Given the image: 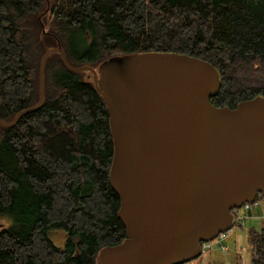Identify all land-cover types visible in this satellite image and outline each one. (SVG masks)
Listing matches in <instances>:
<instances>
[{
  "label": "trees",
  "instance_id": "1",
  "mask_svg": "<svg viewBox=\"0 0 264 264\" xmlns=\"http://www.w3.org/2000/svg\"><path fill=\"white\" fill-rule=\"evenodd\" d=\"M58 45L75 66L188 54L217 67L214 105L264 97V0H0V119L40 101L41 60ZM44 77V103L0 124V264H96L103 247L127 238L108 106L89 72L57 51ZM52 227L67 232L64 248ZM248 239L252 264H264V226Z\"/></svg>",
  "mask_w": 264,
  "mask_h": 264
},
{
  "label": "water",
  "instance_id": "2",
  "mask_svg": "<svg viewBox=\"0 0 264 264\" xmlns=\"http://www.w3.org/2000/svg\"><path fill=\"white\" fill-rule=\"evenodd\" d=\"M75 71H88L110 114L111 184L127 238L103 247L96 264H181L202 242L228 230L233 209L264 195V97L216 106L220 73L209 61L177 52H143L75 66L61 45L46 49Z\"/></svg>",
  "mask_w": 264,
  "mask_h": 264
},
{
  "label": "rangeland",
  "instance_id": "3",
  "mask_svg": "<svg viewBox=\"0 0 264 264\" xmlns=\"http://www.w3.org/2000/svg\"><path fill=\"white\" fill-rule=\"evenodd\" d=\"M262 212L259 211V214ZM264 226V217L250 218L243 227H237L228 238L227 252H222L215 246L203 252L199 257L186 264H252V247L249 243V232L252 228L260 230ZM48 236L59 247L64 248L68 234L63 228H49Z\"/></svg>",
  "mask_w": 264,
  "mask_h": 264
},
{
  "label": "built area",
  "instance_id": "4",
  "mask_svg": "<svg viewBox=\"0 0 264 264\" xmlns=\"http://www.w3.org/2000/svg\"><path fill=\"white\" fill-rule=\"evenodd\" d=\"M259 211L262 213L259 214ZM264 217V196L257 197L253 202H245L241 207L235 209L234 218L231 227L223 232H220L213 240L204 241L202 243V251H208L215 246L222 252L228 251L226 244L231 233L237 227H243L246 221L250 218Z\"/></svg>",
  "mask_w": 264,
  "mask_h": 264
}]
</instances>
